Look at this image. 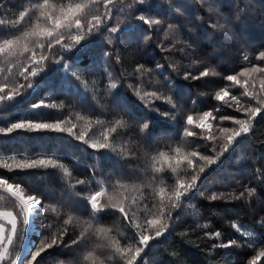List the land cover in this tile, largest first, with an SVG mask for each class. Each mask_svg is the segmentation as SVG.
<instances>
[{
  "label": "trees",
  "instance_id": "obj_1",
  "mask_svg": "<svg viewBox=\"0 0 264 264\" xmlns=\"http://www.w3.org/2000/svg\"><path fill=\"white\" fill-rule=\"evenodd\" d=\"M34 2L36 0H0V20L15 19L19 10L30 7ZM53 2L56 3L58 0ZM63 2H78V0H63ZM152 3L155 7L148 14L154 19L161 20L165 27L168 23L177 26V33L175 36L169 33L168 40L186 41L191 44V49H187V55L179 51H161L156 45L164 38L163 33L145 43L144 33L138 27L141 22L136 18L140 12L126 10L124 13H116L111 22L115 24L122 21L121 26L130 29L122 38L113 37V42L109 43L106 32L98 33L87 38L86 52L77 53L74 49L63 53L65 60L74 69H84L78 74L83 80L88 81L87 91L79 86L78 81L65 76L62 64L51 63L45 71L33 79L36 85L33 89L22 90L24 95L13 102L0 103V126H6L21 118L46 122L63 119L66 121L65 127L76 125L73 130L75 134L85 132V139L89 142L100 140V132L106 126L104 123H98L97 120L104 122L111 121L114 117L119 118V111L114 102L116 92L120 93L136 113L134 118H127V126L122 128L120 134L112 141L118 150L124 145L125 152L134 153L123 158L118 151L97 152L83 142L75 140L67 132L18 131L9 136L0 134V154L54 156L59 163L68 168L70 173L65 175L62 169L52 167L12 172L0 169V176H5L10 181L22 182L26 187L25 194H37L49 208V220L45 221L41 216L39 220L34 221L29 240L35 239L39 243L44 237H50L62 227L60 217L67 219L71 215L73 222L68 225V235L65 236L67 243L71 244V240L89 225L91 229L99 225L111 229L107 234L109 240H118L122 247L130 246L134 251L140 246L136 242L138 237L134 239L136 230L129 229L127 222L114 211H106L95 221L90 220V212L84 208L86 201L83 197L90 196L102 187L107 190L102 202L107 196H118L121 192L129 199L134 196L138 201L136 222L146 228L145 220L156 211L153 205L156 207L160 205L159 189H165L163 199L167 202L168 194L176 182V175L167 169L166 164L163 165L165 169L163 172L153 173L151 158L157 156L160 151L174 155L176 147H182L185 151L198 150L203 154L214 155L209 150L212 141H205L199 136H184V127L196 133L201 132V129L186 125L187 115L192 114L194 119L198 120V113L213 111V115L217 118L220 116L247 118L243 112L235 111L234 107H226L223 102L216 101L213 97L216 91L225 86L229 87L233 94L240 96L243 89L238 86L233 87L224 77L250 66L249 61L244 60L245 55L249 57L251 63L264 67V61L255 58L259 51H264V0H206L203 6L201 0H150L147 7H151ZM209 5L214 12L208 11ZM218 18L221 23H224L225 18L230 21L231 31L228 35H225L222 29L211 27ZM0 35H3L2 29ZM64 42L72 43L68 37ZM37 52L39 53V49ZM77 56L80 59H75ZM49 58L51 59V54ZM194 61L196 63H193ZM140 64L150 69H155L157 64L164 65L163 76L155 71L145 76L146 87H142L141 94L144 90H159L164 95L173 96L175 108L161 101H156L155 104L160 112H170L175 119H166L149 111L145 105L152 100V97L140 100L127 87V83H135L134 72ZM170 64L177 66L176 72L172 71ZM0 66H6L3 56H0ZM205 68L214 69L218 75H209L199 80L184 79L186 71L198 75ZM16 71L17 69H13V73ZM108 72L116 78H119L121 73L133 75H127V83L122 82L118 89L111 90L109 94L106 87L109 83ZM261 75L264 74H254L257 91ZM164 77L172 80L171 89L164 84ZM16 80L18 83L26 84L23 78ZM149 81L153 83H148ZM3 82V75H0V83ZM39 101L54 103L55 107L34 111L32 105ZM252 103L255 105V101ZM146 121L150 123L151 131L140 133L139 124ZM210 123L213 125V133L218 137L215 145L219 150V145L223 143L219 128L238 127V125H234L231 120L219 119L210 120ZM194 163L198 168L204 162L197 158ZM156 166L160 167V162H157ZM184 167L185 173L182 174L192 172V168L186 165ZM257 169L264 173V111L252 121L250 133L238 138V142L234 143L215 165L206 166L197 189L183 201L181 209L174 211L173 215L177 218L171 222L170 230L162 237L150 241L149 246L134 264H247L251 256L264 248V223H261V218L264 217V176L258 178ZM118 179L128 181L126 189L115 187V181ZM80 180L85 183H77ZM133 185L136 191L132 190ZM245 188L256 189L250 199L217 201L207 199L214 192L238 195ZM77 193L80 195L78 196ZM0 209L13 210V201L3 192H0ZM46 222L51 223L53 227L41 234L37 224ZM234 222L240 225L242 230L254 233L257 242L251 247L213 249L212 245L233 238L237 239L238 243H243L246 237L235 231L231 226ZM204 223L211 225L207 231H220L222 237L219 240L202 238L205 230L197 228V224ZM148 234L154 235L152 232ZM103 243V240L92 235L79 247L73 245L70 248H53L38 259L41 264H79L83 254L95 248L102 254L104 264H124L123 260L113 255L109 249L96 248L97 244L103 245ZM257 264H264V257H261Z\"/></svg>",
  "mask_w": 264,
  "mask_h": 264
},
{
  "label": "snow or ice",
  "instance_id": "obj_2",
  "mask_svg": "<svg viewBox=\"0 0 264 264\" xmlns=\"http://www.w3.org/2000/svg\"><path fill=\"white\" fill-rule=\"evenodd\" d=\"M205 3L206 0H201V6ZM149 4L150 0H78V2L67 3L63 2V0H58L56 3L53 0H36L30 7H24L23 10H19L15 19L0 20V29L3 30V35H0V56H3L4 65H6L0 66V75H3L4 79V82L0 83V103L13 102L18 97L24 95L22 90L33 89L36 86L33 83V79L45 71L48 64L51 63L62 64L65 76H70L78 81L79 86L87 91L89 89L88 81L83 80L78 74L79 71L84 69H74L65 60L63 53L73 51L74 49L77 53L86 52L88 46L87 38L95 36L98 33L106 32L109 43L113 42V37L116 39L122 38L130 29L122 27V21L115 24L111 22L116 13H124L126 10L140 12V15L136 18L141 22V25L138 27L144 33L143 38L145 43L153 40L154 36L159 37L163 33L164 38L160 39L156 45L161 51H179L187 55V49H191V44H188L186 41L168 40L169 33H172L173 36L177 33V26L173 23H168L165 27L161 20L152 18L148 13L152 11L155 4L152 3L151 7H147ZM208 11L210 13L214 12L211 5L208 6ZM229 25L230 21L226 18L224 19V23H221L218 18L216 23L211 25V27L222 29L225 35H228L231 31ZM117 33L120 35L116 36ZM66 37L71 39V44L64 42ZM165 41L168 42L166 43ZM37 49H39V53ZM49 54H51V59L49 58ZM105 55H109V53H105ZM255 58L256 60L264 61V51H259ZM75 59H80V57L77 56ZM244 60L249 61L250 66L243 67L236 74L224 77L226 81L231 82L233 87L238 86L243 89L240 96L233 94L229 90V87L225 86L216 91L213 98L216 101L223 102L226 107H234L235 111L243 112L247 118L236 119L231 116H220L217 118L213 115V111L198 113V120H195L192 114L187 115L186 125L201 129V132L196 133L195 131L189 130L188 127H184V136H199L205 141H212L213 143L209 150L214 155L203 154L198 150L185 151L182 147H176L174 149V155L160 151L157 156L151 158L153 161L151 165L153 173L163 172L165 170L163 165L166 164L167 169L176 175V182L168 194L167 202L163 199L165 189H159L158 194L161 196L160 205L159 207L153 205L156 208L154 212L149 209L152 214L150 218L145 220L146 228L136 222L135 216L138 201L134 196L129 199L128 196L121 192L118 196H107V199L102 202V198L106 195L107 191L102 187L101 190L95 191L90 196L83 197L86 201L84 208L90 212V220L95 221L100 214L106 211L119 213L120 217L127 222L129 229L136 230L134 239L138 237L136 242L140 246H137L134 251L130 246L122 247L118 240H109L107 238V234L111 229L99 225L94 229H91V225L88 228H84L75 239L71 240V244H69L65 241V236L68 235V225L73 222L71 215L67 219L60 217L62 227L50 237H44L39 243L35 239L29 240L27 237V229L32 226L34 221L39 220L41 216H43L45 221H48L49 208L37 194H25L26 187L22 185V182L10 181L9 178L0 176V192L7 194L13 201V210L0 211V219L6 220L10 226L6 228L5 224L0 223V264H41L38 258H41L42 254L47 251L59 247L70 248L73 245L79 247L82 242L88 241L92 235L104 241L103 245L97 244L96 248L103 247L109 249L113 255L119 256L124 264H134L144 249L149 246L150 241L162 237L170 230L172 226L171 222L177 218L173 215L174 211L181 209L183 201L197 189L198 183L201 182L203 174L206 171V166L211 167L215 165L220 157L227 153L234 143L238 142V138L250 133L252 130V121L264 111V75L259 77L258 91L256 90V79L254 77V74L257 73L264 74V67L251 63L247 55L244 56ZM117 62H119V55H117ZM193 63H196V61ZM169 67L173 72L177 71L176 65L170 64ZM13 69H17V71L13 73ZM154 71L159 72L163 76L164 65L157 64L155 69L147 68L142 64L137 65L134 72L136 78L135 83H127V75H133L131 73H121V76L116 78L113 77L111 72H108L109 83L106 87L109 90V94H111V90L118 89L122 82L127 83V87L140 100H145L149 96L152 97V100L145 105L149 111L166 119H175L170 112H160L155 104L156 101H161L175 108L176 105L173 96L164 95L159 90H144L143 94H141L142 87H146L144 83L145 76H149ZM209 75H218V73L212 68H205L198 75H193L191 72L186 71L184 73V79L199 80ZM16 78H23L26 84L18 83ZM148 83L153 82L149 81ZM164 84L171 89L172 80L164 77ZM252 101H255V105H253ZM114 102L119 111V118L114 117L113 120L104 122L97 120L98 123H104L106 126L100 132V140L95 142L86 140L85 132L75 134L73 131L76 128L75 124H72L71 127H65L66 121L63 119L46 122L43 120L21 118L16 122L8 123L6 126H0V134L9 136L18 131L27 133H39L43 131L54 133L67 132L75 140L83 142L97 152L100 150H105L106 152L118 151L121 158L124 156H132L134 153L125 152L124 145L118 150L112 141L115 140L116 135L120 134V130L127 126V118H134L136 113L120 96L119 92H116ZM54 107V103L47 104L44 101H39L32 105L34 111ZM38 114L42 115L39 112ZM217 119L221 121L231 120L234 125H238V127L219 128L223 140V143L219 145V150H217V146L215 145L218 137L213 133V125L210 123V120ZM150 131L149 122L146 121L139 124L140 133H150ZM197 158L199 161L204 162L198 168L194 163ZM157 162H160V167L156 166ZM185 165L192 168L190 174H182L185 173ZM49 167L62 169L65 175H70L68 168L64 164L59 163L58 159L54 156L29 157L26 154L14 153L8 156L0 154V169H5L9 172L37 168L47 169ZM257 173L258 178L264 176V173H261L259 169H257ZM153 179H155V176ZM77 183L83 184L85 181L80 180ZM127 184L128 181L126 180L118 179L115 181V187L120 189H126ZM132 190H137L135 185H133ZM255 192V188H245L238 195L235 193L214 192L207 199L209 201L250 199L254 196ZM77 195L79 196L80 193H77ZM261 223H264V217L261 218ZM231 226L242 237H246L243 243H238L237 239L233 238L227 242L212 245L213 249L251 247L257 242L254 233L242 230V227L235 222ZM52 227L53 225L48 222L37 224V228L41 229V234L44 231L50 230ZM210 227V223L197 224V228L205 230L202 238L219 240L223 234L220 231H207ZM148 232H152L154 235H149ZM25 247L28 248L27 252L24 251ZM261 257H264V248H261L255 255L251 256L247 264H257ZM85 262H88V264H104V259L102 254L98 253L94 248L87 250L83 254L79 264H85Z\"/></svg>",
  "mask_w": 264,
  "mask_h": 264
},
{
  "label": "crops",
  "instance_id": "obj_3",
  "mask_svg": "<svg viewBox=\"0 0 264 264\" xmlns=\"http://www.w3.org/2000/svg\"><path fill=\"white\" fill-rule=\"evenodd\" d=\"M0 211H10V210H1V209H0ZM0 223L5 224L6 228L10 227V226L7 224V221L4 220V219H0Z\"/></svg>",
  "mask_w": 264,
  "mask_h": 264
},
{
  "label": "water",
  "instance_id": "obj_4",
  "mask_svg": "<svg viewBox=\"0 0 264 264\" xmlns=\"http://www.w3.org/2000/svg\"><path fill=\"white\" fill-rule=\"evenodd\" d=\"M32 227V226H31ZM31 227L27 229V237L28 239L30 238V230H31ZM28 250L27 247L24 248V251L26 252Z\"/></svg>",
  "mask_w": 264,
  "mask_h": 264
}]
</instances>
